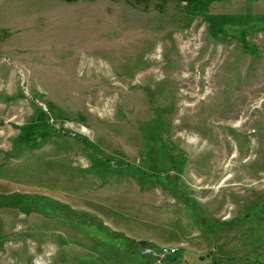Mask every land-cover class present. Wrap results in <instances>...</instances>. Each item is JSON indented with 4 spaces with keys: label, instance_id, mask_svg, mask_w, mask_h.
Masks as SVG:
<instances>
[{
    "label": "rangeland",
    "instance_id": "rangeland-1",
    "mask_svg": "<svg viewBox=\"0 0 264 264\" xmlns=\"http://www.w3.org/2000/svg\"><path fill=\"white\" fill-rule=\"evenodd\" d=\"M0 264H264V0H0Z\"/></svg>",
    "mask_w": 264,
    "mask_h": 264
},
{
    "label": "built area",
    "instance_id": "built-area-1",
    "mask_svg": "<svg viewBox=\"0 0 264 264\" xmlns=\"http://www.w3.org/2000/svg\"><path fill=\"white\" fill-rule=\"evenodd\" d=\"M175 251L176 247L171 245H165L157 249L142 245L140 249V253L143 256L152 257L156 259L157 262L163 260L167 255L173 254Z\"/></svg>",
    "mask_w": 264,
    "mask_h": 264
},
{
    "label": "trees",
    "instance_id": "trees-1",
    "mask_svg": "<svg viewBox=\"0 0 264 264\" xmlns=\"http://www.w3.org/2000/svg\"><path fill=\"white\" fill-rule=\"evenodd\" d=\"M197 2V1H196ZM199 2V1H198ZM3 201V200H2Z\"/></svg>",
    "mask_w": 264,
    "mask_h": 264
}]
</instances>
